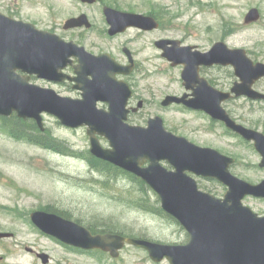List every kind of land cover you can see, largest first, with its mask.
<instances>
[{
    "label": "water",
    "instance_id": "water-1",
    "mask_svg": "<svg viewBox=\"0 0 264 264\" xmlns=\"http://www.w3.org/2000/svg\"><path fill=\"white\" fill-rule=\"evenodd\" d=\"M105 14L111 36L129 27L145 30L158 27L152 17L111 8H106ZM259 19V11L253 9L245 22ZM83 26L91 27L85 15L68 20L64 29ZM170 42L160 41L157 45L173 66L184 67V85L194 92L195 98L167 97L163 106L183 104L225 123L245 140L255 143L262 157L260 167L264 168V134L238 124L222 107L232 94L264 99L263 94L252 89L256 81L264 78V64H255L245 50H230L223 42L215 44L208 53L181 48L177 46L179 42L168 48ZM73 57L79 61L75 66L76 78L62 72ZM214 65L235 68L241 83H236L231 93L214 89L200 76L201 66ZM132 69L133 66L120 65L109 54L93 55L73 42L0 13V116L16 114L20 119H32L42 132L43 114L56 117L71 129L87 127L91 154L134 174L154 190L162 209L188 232L189 243L164 245L119 235H93L78 223L44 212L34 213L33 222L68 245L102 250L114 258L119 257V251L127 243L147 250L156 262L167 258L171 264H264V217L243 204L248 196L264 199V181L254 185L236 177L230 170L235 163L233 158L168 132L161 117L151 118L147 127L128 124L127 104L132 92L125 82L117 80V75L130 74ZM32 77L56 83L74 81L77 84L74 88L82 92L83 98L62 97L52 89L31 83ZM99 102L107 103L108 110L99 109ZM99 137L108 140L110 148H103ZM192 175L227 186L224 198L200 190Z\"/></svg>",
    "mask_w": 264,
    "mask_h": 264
},
{
    "label": "rangeland",
    "instance_id": "rangeland-1",
    "mask_svg": "<svg viewBox=\"0 0 264 264\" xmlns=\"http://www.w3.org/2000/svg\"><path fill=\"white\" fill-rule=\"evenodd\" d=\"M107 2L121 11L155 15L163 24V30L149 34L146 42L129 45L138 54L140 62L139 71L132 78L136 96L147 101L137 123L146 126L151 117L159 115L164 119L167 130L174 134L236 158L237 163L231 172L237 177L253 184L262 182L264 169L259 167L261 157L251 144L204 113L161 106L166 96L185 92L181 78L183 67H172L161 56L162 51L155 47L154 41L159 38L183 40L203 52L216 42L224 41L229 48L245 49L252 60L264 63V0ZM253 8L259 10L261 18L255 23L245 24L244 19ZM0 11L34 23L39 29L54 32L67 41H75L91 53H108L123 61V45L134 35L128 33L109 40L98 31L93 34L80 30L65 31V23L83 12L90 14L92 19L103 17L99 6L89 11L79 0H0ZM101 27H105V23L97 24L98 29ZM202 75L225 90L231 89L237 82L230 67L204 69ZM33 82L53 88L62 96L77 97V93L67 90V87L37 79ZM100 106L107 109L104 105ZM224 107L239 123L264 132V104L240 98L229 101ZM44 122L46 131L40 133L63 143L69 154L18 141L8 132L19 125L0 122V180L2 173L13 175L19 186L28 191L20 195L22 208L36 210L41 206H52L68 219L93 231L119 232L164 244L184 245L189 242L190 237L180 224L166 213L158 214L153 210L161 208V202L148 186H141L140 181L121 171L106 170L99 163L95 166L89 164L86 153L90 151V140L86 128H66L51 115H44ZM101 144L109 148L104 138H101ZM195 178L203 191L218 198H223L228 190L215 180ZM10 197L11 194L0 186V203H10ZM244 204L264 215V200L248 197ZM0 212L3 211L0 209ZM68 258L69 264H157L147 252L129 246L121 251L118 259L82 251L69 252ZM161 264L169 263L165 261Z\"/></svg>",
    "mask_w": 264,
    "mask_h": 264
},
{
    "label": "flooded vegetation",
    "instance_id": "flooded-vegetation-1",
    "mask_svg": "<svg viewBox=\"0 0 264 264\" xmlns=\"http://www.w3.org/2000/svg\"><path fill=\"white\" fill-rule=\"evenodd\" d=\"M81 5L83 7H86L89 11H91V8L99 6L103 14V17L93 16L94 17L93 19L95 21L94 22L93 19L90 17V14L83 12L78 17L85 15L87 17L88 22L91 24V28H84L83 26L75 30L78 31L80 30V32H85V31L89 33L92 32L91 34L98 31L99 33L102 34L103 37L109 40H114L128 33L134 34L132 38H130L126 42V44L123 45L122 53L124 54V61L118 60L116 58L115 59L121 64L134 66L132 72L129 75L120 76L119 79L124 80L129 85V87L133 92V95L129 100V104H128V107L131 110L129 113V123L134 125H140L138 124L139 120L137 118L142 117V113L147 105V101L136 96V91L134 89V83L132 81V78L139 71L140 62L138 60V54L134 51V48H130L129 45L139 41L146 42L149 34H154L155 32H161L163 30L162 29L163 24L157 16L152 15L159 22V27L156 30L148 31L141 29L139 27H129L124 33L117 34L116 36L111 37L108 32L109 26L107 23V19L105 17L104 10L106 7L113 9H117V8L114 7L111 3H108L107 0H96L94 4L81 3ZM2 13L12 18H15V15L13 14L10 13L6 14L4 12ZM78 17H73V18H78ZM97 22L105 23V27H101V29L103 30L97 28V24H98ZM75 30H71V31H75ZM175 40L177 39L159 38L158 40L156 39L154 41V44L156 46V43L158 41H175ZM178 41H180L181 44H178L177 46H189L185 44L183 40H178ZM173 46H175L173 42L167 44L168 48H172ZM125 48L128 49L127 54L124 52ZM78 63H79L78 59H75L73 65H69L68 68L65 70V73L68 76L75 78L76 77L75 65H79ZM213 68L220 69L221 67L216 66ZM203 70L204 69H202V72ZM202 77L207 79V77L203 75ZM207 80L209 84L214 88H216L218 91L228 92L231 90V89L225 90L219 87L218 86L219 84H215L212 79L211 80L207 79ZM74 84L75 82L67 80L64 83L56 86H62L65 88L67 87V90H71L77 93L76 99H80L82 97V92L80 93L79 91L75 90ZM254 89L260 93H264V79L258 81L255 84ZM186 93L187 92L185 91L181 95H176V96H183ZM192 94L193 91H190L189 96H191ZM244 100L256 104H264V100L252 101L247 98H245ZM139 102H143L141 108H138ZM2 175L3 178L0 180V186L3 187L6 192L11 194V197H10V203L8 204L0 203V209L3 211L0 212V264H69V258H68L69 252H80V251L85 252L81 249L74 248L72 246L64 244L60 242L58 239L50 235H47L46 233L38 229L32 222V214L34 212L43 211L49 214H56L58 216H62L65 219L68 218L66 217V215L60 213L52 206H41L40 209L38 208L36 210H27V209L25 210L24 208H22V203H20L21 200L20 195H25L28 193V191L23 189L21 186H19L18 181L14 178L13 175L10 176L7 173L5 174L2 173ZM92 232L94 235L119 234L122 236H127L119 232L105 231V230H98V231L92 230ZM95 252H97L98 254L102 253L100 251H95ZM102 254L109 255L108 253H102Z\"/></svg>",
    "mask_w": 264,
    "mask_h": 264
},
{
    "label": "trees",
    "instance_id": "trees-1",
    "mask_svg": "<svg viewBox=\"0 0 264 264\" xmlns=\"http://www.w3.org/2000/svg\"><path fill=\"white\" fill-rule=\"evenodd\" d=\"M0 122L1 123H7V124H18L19 127L18 128H13L9 130V135L12 136L14 139H17L19 141H23V142H27L33 145H37V146H42L44 148L47 149H51L54 151H60L62 153L65 154H69L70 152H68V150H66V148L63 146V143H60L58 140H56L54 137H47L46 135H42L40 133L39 128L37 127L36 123L34 121L31 120H19L16 116L10 119H5V118H0ZM37 134V135H35ZM88 155V157H86V160L89 162L90 165L95 166V163H99L102 166H104V168L106 170H117V171H121L115 167H113L112 165L100 161L96 158H94L89 152L86 153ZM125 174H127L124 171H121ZM129 176H131L132 179L134 180H138L136 177H134L133 175L128 174ZM140 181V180H138ZM141 186H144L147 188V186L140 181L139 182ZM149 209V208H147ZM156 213L158 214H165L163 212V210L161 208H154L153 209Z\"/></svg>",
    "mask_w": 264,
    "mask_h": 264
}]
</instances>
